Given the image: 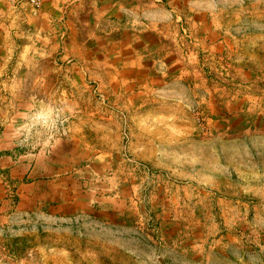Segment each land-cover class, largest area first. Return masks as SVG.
Wrapping results in <instances>:
<instances>
[{
    "label": "rangeland",
    "instance_id": "374dc122",
    "mask_svg": "<svg viewBox=\"0 0 264 264\" xmlns=\"http://www.w3.org/2000/svg\"><path fill=\"white\" fill-rule=\"evenodd\" d=\"M41 1L0 0V155L46 156L48 181L21 205L32 213L0 226V264H264V78L207 76L188 58L192 22L167 5L155 60L90 41L45 58L25 22ZM128 2L136 29L143 2ZM69 4L79 16L119 6ZM217 7L215 23L263 43L264 0Z\"/></svg>",
    "mask_w": 264,
    "mask_h": 264
},
{
    "label": "crops",
    "instance_id": "0c3cea01",
    "mask_svg": "<svg viewBox=\"0 0 264 264\" xmlns=\"http://www.w3.org/2000/svg\"><path fill=\"white\" fill-rule=\"evenodd\" d=\"M128 1L95 0V4L106 2L119 6L116 12L111 11L113 6H109L106 12L99 15L95 13L94 16H79L71 10V4L63 7L60 5L61 0H42L41 9L34 14L26 15L25 22L27 29L32 27L35 33L33 36L40 40L38 43L42 44V48L39 52L45 58L50 59L55 53L65 55L71 46L74 51H81L82 47L90 41L96 45L104 44L110 56L112 55V59L113 54L116 53V58H122L124 62L129 59L127 57L130 51L141 50L149 53L147 56H152L151 53L154 55L160 50L162 45L160 39L169 35L170 31L169 25L166 27L162 24L163 16L167 13L164 9L168 6L172 7L168 12L171 17L177 18L179 15L192 22V28L188 34L193 36L192 47L197 53L193 51L188 58L191 57L197 63L202 59L207 61V76L210 75V71L217 68L216 72L220 71V76L231 83L243 79L245 83L250 84L255 82L253 80L259 79L257 77L264 78V62L260 63V60H264V41L261 44H255L251 38L259 29L225 28L224 24L214 22L215 19H221L217 5L226 0H142L143 8L137 6V10L134 11L137 18L144 16L139 18L136 29H133L135 27H131L130 24L131 10ZM232 1L240 5L247 3V0ZM86 2L87 0H80V4ZM175 3L183 5L187 11L179 12L178 8L173 7ZM80 7L81 5L75 6L76 9ZM91 18H95V21ZM142 20H148V22H140ZM80 30H88V32L91 30L92 34L88 39H79ZM26 35L28 36L29 33L26 32ZM155 59L152 56V60ZM46 80L48 78L41 75V78L37 77L35 82L42 84ZM243 80L239 83L244 84ZM256 100L259 102L264 100L263 95ZM39 156L35 159L26 156L2 157L0 155V226L7 224L18 213L25 215L30 211L32 213L31 209H26V206L24 209L21 205L31 204L33 198L45 193L44 187L48 182L45 180L46 156L43 159L38 158ZM39 159L41 165H39Z\"/></svg>",
    "mask_w": 264,
    "mask_h": 264
}]
</instances>
